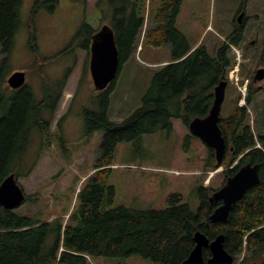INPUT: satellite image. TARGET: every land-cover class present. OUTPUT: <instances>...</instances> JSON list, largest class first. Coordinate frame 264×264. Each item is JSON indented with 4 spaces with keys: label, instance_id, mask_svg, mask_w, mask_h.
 <instances>
[{
    "label": "trees",
    "instance_id": "obj_1",
    "mask_svg": "<svg viewBox=\"0 0 264 264\" xmlns=\"http://www.w3.org/2000/svg\"><path fill=\"white\" fill-rule=\"evenodd\" d=\"M58 2L35 0L31 20L40 9L53 12ZM21 3L22 0H0L1 53L10 54L13 49ZM181 3L182 0H160L159 7L151 14L148 0L96 1L95 9L103 8L100 27L94 29L90 23H83L72 37L70 47L89 50L92 36L108 25L118 51L119 74L122 65L136 51L146 20L150 19L153 27L144 31L142 41L169 48L170 61L154 72L140 105L120 123L108 118L109 95L115 81L101 91L95 112L83 111L87 136L94 132H102L103 136L93 173L77 192L78 207L69 214L65 224L59 218L50 222L34 221L0 206V264H89L88 256L119 259L139 256L151 264H181L194 249L197 232L209 242L223 235L224 249L236 264H264V115L263 135L255 137L246 124L247 107L253 104L258 110L260 104L255 102L256 93L250 86L246 87L243 98L245 105H239L236 100L231 115L219 120L227 145L221 164H217L214 151L207 148L203 165L205 173L224 168L222 185L243 165L251 163L260 167L258 184L232 207L226 222L211 223L210 216L220 203L208 201L214 191L208 186L199 190L200 205L196 212L182 203L180 194L168 195L166 207L160 210L113 207L115 190L109 185V179L117 145L128 143L141 151L142 136L171 131L173 119L188 127L194 118H204L213 104L214 88L227 80L228 71L234 66L229 51L239 46L240 31L230 34L214 56L209 55L204 45L193 48L175 27ZM29 41H34V31L30 32ZM55 55L53 59L60 54ZM8 72L5 60L0 63V93ZM64 83V79L56 83L57 90L53 92L49 91L50 83L45 81L40 101L34 99L32 91L22 90L4 112L0 97V184L10 174L26 177L33 169L34 161L26 173H19L22 156L33 134L49 136V125L60 103ZM49 95L52 101L47 109ZM46 109L47 122L43 118ZM235 161L239 163L231 167ZM31 197L26 195L25 202ZM202 256L207 260L209 249H203Z\"/></svg>",
    "mask_w": 264,
    "mask_h": 264
},
{
    "label": "rangeland",
    "instance_id": "obj_2",
    "mask_svg": "<svg viewBox=\"0 0 264 264\" xmlns=\"http://www.w3.org/2000/svg\"><path fill=\"white\" fill-rule=\"evenodd\" d=\"M96 1L59 0L53 12L40 9L31 20L35 0H22L20 25L8 57V74L27 71V84L34 96H40L45 81L50 83L61 77L69 63L66 56L52 57L69 43L83 23H90L94 29L100 27L103 8L96 10ZM241 2L182 0L175 21L176 29L191 47L204 45L211 56L232 33V25L241 26L242 40L229 51L234 66L227 74L220 118L231 115L236 100L239 105H245L240 90L244 91L242 86L249 83L254 70L264 65V0H246L244 16L237 24L236 9ZM148 5L152 14L160 0H148ZM152 27L153 22L147 19L136 51L122 65L115 80L114 90L109 95L108 118L112 122L120 123L140 105L154 72L170 61L169 48L142 41L144 31ZM31 31H34V41H29ZM252 40L254 44L250 43ZM5 58L0 51V63ZM86 59L84 52L78 53L77 64L64 83L60 103L50 123L49 136H44L46 142L41 141L37 132L33 134L21 159L20 174L26 173L35 162L26 177H18L25 195L32 197L14 211L34 221L50 222L59 218L65 224L69 214L78 207L77 192L93 173L103 133L87 136L83 111L95 112L102 92L94 89L88 66L83 73ZM260 85L264 83L254 84L253 90H259ZM255 99L260 109L248 105L246 124L255 137H259L263 135L264 93H257ZM172 123L169 132L143 135L141 151L134 150L128 143L117 145L109 179V185L115 190L113 207L160 210L166 207L168 195L180 194L182 203L196 212L200 205V188L208 186L217 190L222 186L224 168L205 173L207 147L191 135L179 119H173ZM238 163L235 161L231 167ZM87 260L89 264H151L139 256L127 259L88 256Z\"/></svg>",
    "mask_w": 264,
    "mask_h": 264
},
{
    "label": "water",
    "instance_id": "obj_3",
    "mask_svg": "<svg viewBox=\"0 0 264 264\" xmlns=\"http://www.w3.org/2000/svg\"><path fill=\"white\" fill-rule=\"evenodd\" d=\"M243 13L236 21L241 23ZM118 51L114 34L108 25H103L91 38L89 71L96 91H104L116 80L118 74ZM264 78V68L256 72L255 79ZM13 89L25 83L24 72L12 73L8 80ZM226 81H220L214 88L213 104L204 118H194L188 125L191 135L198 138L207 148L214 151L217 164H221L227 145L219 128L220 111L224 101ZM260 167L248 163L241 166L225 183L209 196L210 203H220L212 215L211 223L226 222L230 211L246 194L258 184ZM26 195L14 174L8 175L0 184V206L7 210H16L25 202ZM195 247L181 264H234V258L224 249L223 235L209 242L205 235H194ZM209 249L210 257L204 260L202 250Z\"/></svg>",
    "mask_w": 264,
    "mask_h": 264
},
{
    "label": "flooded vegetation",
    "instance_id": "obj_4",
    "mask_svg": "<svg viewBox=\"0 0 264 264\" xmlns=\"http://www.w3.org/2000/svg\"><path fill=\"white\" fill-rule=\"evenodd\" d=\"M243 0L241 2V4L238 6V8L236 9V15L239 16V14L243 13V16H244V13H245V6L243 5ZM237 19V18H236ZM234 22V21H233ZM237 23V21H236ZM233 29H232V33L231 34H234L236 33L237 31H239L241 29V26H238V25H235L233 24ZM72 39V38H71ZM264 39V38H263ZM70 43H71V40L69 41V43L65 46V47H62V49L57 53V54H60L58 56L61 57V56H66L68 57V60H69V63L67 64L68 66H65L64 70H63V73H62V76L59 77L58 79L50 82V87H49V91L52 90L54 92V90H57V86L56 83H61V81L64 79L65 80V83H66V80L68 79V77L70 76V74L73 72L74 70V67L76 66L77 64V56H78V53L79 52H84L86 54V62H85V65H84V69H83V73L87 71L86 69V66H88V70H89V64H90V47H89V50H84L82 49L80 46L78 47H70ZM251 44H254L255 43V40H252L250 42ZM264 43V41H263ZM91 45V44H90ZM75 52H77L76 54H74ZM6 56L5 59H3V61L7 60L8 61V64H9V55L10 54H4ZM262 60V58H261ZM2 61V62H3ZM88 64V65H87ZM264 68V65H261L259 67H257L255 70H254V73L252 74V76L250 77L251 80L249 81V83L247 84V86H250L251 89L253 90L252 86L254 84H261V83H264V78L262 79H255V76H256V72L259 70V69H263ZM14 72H24L25 73V83L19 87V88H16V89H13L11 86H9L7 80L9 78V76L14 73ZM12 73H9L6 75L5 77V80H4V83L2 85V92L0 93V97H1V109L3 110V112L8 109L10 106H11V102H12V98L17 94L19 93L20 91L22 90H25L27 89L28 90V93H30L33 89L31 88V86H29L27 84V76H28V73L27 71H14ZM90 73V71H89ZM82 79V78H81ZM80 79V81H81ZM79 81V82H80ZM64 89V88H63ZM255 93H259V92H263L264 93V86H261L259 87V90H254ZM33 93V91H32ZM63 94V92H62ZM255 94V95H256ZM34 95V94H33ZM43 91L41 92V95L40 96H34V99L36 101H40L42 98H43ZM245 96H246V93H245ZM62 97V95H61ZM49 99V102H47V109L49 108L51 102L52 101V95H49L48 97ZM264 102V101H263ZM262 102V103H263ZM47 109L45 110V113H44V120L45 122H47V119L49 118V113L47 111ZM2 115L0 114V117ZM50 126V125H49ZM41 141L42 142H46L45 141V137H42L41 138Z\"/></svg>",
    "mask_w": 264,
    "mask_h": 264
}]
</instances>
